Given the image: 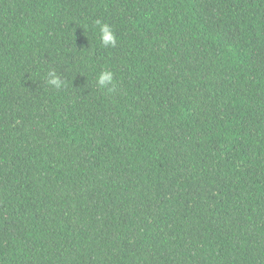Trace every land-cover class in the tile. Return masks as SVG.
<instances>
[{
  "label": "trees",
  "instance_id": "1",
  "mask_svg": "<svg viewBox=\"0 0 264 264\" xmlns=\"http://www.w3.org/2000/svg\"><path fill=\"white\" fill-rule=\"evenodd\" d=\"M0 264H264V0H0Z\"/></svg>",
  "mask_w": 264,
  "mask_h": 264
},
{
  "label": "clouds",
  "instance_id": "2",
  "mask_svg": "<svg viewBox=\"0 0 264 264\" xmlns=\"http://www.w3.org/2000/svg\"><path fill=\"white\" fill-rule=\"evenodd\" d=\"M95 25L99 28L100 40L103 45L115 47L117 38L114 35L113 29L106 23H102L100 20L95 21ZM47 83L55 88L59 89L64 86L65 82L56 76L54 72L48 73ZM96 84L98 88L102 90L111 91L115 86L113 80V73L111 71H102L96 76Z\"/></svg>",
  "mask_w": 264,
  "mask_h": 264
}]
</instances>
